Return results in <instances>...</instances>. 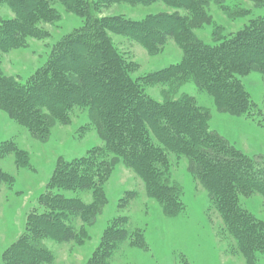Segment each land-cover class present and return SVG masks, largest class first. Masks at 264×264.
Here are the masks:
<instances>
[{"label":"rangeland","instance_id":"rangeland-1","mask_svg":"<svg viewBox=\"0 0 264 264\" xmlns=\"http://www.w3.org/2000/svg\"><path fill=\"white\" fill-rule=\"evenodd\" d=\"M49 2L59 15L58 19L26 26L25 30L35 36L27 35L6 52H0L1 74L17 85L23 86L41 72H46L48 63L60 52L68 51L81 57L74 59L72 67L80 66L84 63L82 60L96 58L89 54L92 47H78L71 40L85 32L92 20L69 12L55 0ZM23 7L21 13L30 10L32 5ZM164 13L178 14L186 23L193 20L190 13L161 3L149 6L110 4L99 13L92 11L90 15L99 20L123 17L140 22ZM204 15L209 22L202 24L203 20L197 19L195 23L199 25L194 24L190 33L205 45H212L218 38L234 36L250 23L264 18V7L258 0H213L204 7ZM14 18L15 14L0 2V19L9 21ZM105 34L111 49L116 51L124 65L129 66V77L144 96L159 103L184 97L192 99L196 106L207 112L210 131L249 160L261 164L258 165L262 171L259 175L264 182V74L259 68L253 66L239 78L254 109L248 116L234 117L219 112L213 98L195 81H190L189 76L173 82L148 83V77L155 78V74L183 61V51L174 40H168L164 46L149 52L128 38L108 31ZM2 38L0 36V44ZM95 63L103 64L101 60ZM92 78L89 76L91 82L94 81ZM64 79L68 85L79 84L74 83L68 74ZM77 92L83 94L81 90ZM67 96L70 95L57 94L55 103L60 106ZM49 97L48 93L38 94L32 103ZM36 107L30 111L31 127L26 125L28 117L25 115L19 120L0 109V174L3 175V181H0V264L10 263L12 247L25 237L26 246L20 248L26 253L31 252V245L43 249L44 254L50 256V261L44 264H95L97 254L106 247L103 244L106 233L117 223V227L121 225L127 232V238L112 245L103 264H247L212 207L209 194L190 173L185 157L165 152V176L170 185L180 190L183 206L177 217H169L149 196L142 179L124 160L115 158L106 150L102 128L96 121L98 116L89 103L62 108L57 110L59 115ZM95 158L97 161L91 167V159ZM83 160L80 170H89L87 176L93 178L96 188L83 191L62 189L66 184L61 185L57 179L68 178L65 171L73 169V163ZM96 166L100 177L95 176L98 174ZM68 185L67 188L73 187ZM98 192L100 195L97 196ZM61 197L89 207V213L82 217L69 215L62 221L75 232L76 240L60 241L54 227H48L46 236L35 239L29 226L36 228V218L48 213L46 205ZM239 203L264 223V198L260 194L244 191L239 195ZM139 243L140 248L137 247ZM256 257L257 264H264V252Z\"/></svg>","mask_w":264,"mask_h":264},{"label":"trees","instance_id":"trees-1","mask_svg":"<svg viewBox=\"0 0 264 264\" xmlns=\"http://www.w3.org/2000/svg\"><path fill=\"white\" fill-rule=\"evenodd\" d=\"M49 1L0 0L15 14L13 20L0 19V36H3L0 52H6L16 41L27 35L35 36L33 32L31 34L25 30L26 26L58 19L59 15L52 10ZM55 1L69 12L92 20L85 32L71 40L78 47H92L89 54L96 58L82 60L84 63H80V66L72 67L74 59L81 57H75L68 51L60 52L48 63L46 72H41L23 86L6 79L0 72V109L17 119L25 115L28 117L26 125L31 127L33 118L30 111H34L36 106L59 115L57 110L68 109L83 102L89 103L91 110H95L98 116L96 121L102 128L106 150L115 158L124 160L142 179L149 196L160 204L169 217H177L183 206L180 202V190L170 185L165 176V152L185 157L190 173L209 194L212 207L235 241L238 252L247 264H257L256 254L264 252V223L242 208L239 195L250 190L264 198V182L260 180L262 171L258 167L261 164L249 160L225 139L210 131L207 112L196 106L192 99L184 97L177 101L166 100L159 103L144 96L129 77V66L124 65L116 51L111 49L105 31L128 38L149 52L164 46L168 40H174L183 51V61L155 74V78L148 77V83L173 82L189 76L190 81H195L213 98L219 112L241 117L248 116L254 106L239 78L253 66L264 74V18L250 23L234 36L220 37L212 45H205L195 39L190 31L194 24L199 25L195 23L197 19L203 20L202 24L209 22L205 19L204 7L213 0ZM157 3L190 13L192 22L186 23L178 14L167 13L150 16L140 22L123 17H104L99 20L97 16L90 15L92 11L99 13L110 4L149 6ZM258 3L264 7V0H258ZM27 4H31L32 8L21 13L20 8L23 10V6ZM162 24L166 26L161 27ZM97 60H101L103 64L96 65ZM65 74L79 84L68 85L64 79ZM89 76L93 77V83ZM50 87L54 88V92ZM80 90L83 94L77 92ZM41 93H48L50 99L32 103L34 96ZM57 94L70 96L61 101L59 106V103H55ZM105 100L106 104L103 103ZM95 160L97 158L91 159V167H94ZM84 162L85 160L73 163V169L65 171L68 178L63 173L64 180L57 179L61 185L66 184L62 189L83 191L96 188L93 178L87 176L89 170H80ZM95 172H98L95 176L100 177L98 166ZM2 176L0 174V181H3ZM68 184L73 187L67 188ZM46 209L47 214L36 218L37 227L29 226L35 239L46 236L48 227H54L60 241L74 242L77 235L62 221L69 215L82 217L89 213V207L61 197L52 200L46 205ZM117 225L118 223L106 233L103 242L106 247L93 260L95 264H103L112 245L127 238V232L121 225ZM31 237L29 236L30 239ZM25 238L12 247L8 264L48 263L50 256L47 253L45 255L43 249L31 245V252L26 253L20 248L21 245L26 246ZM139 244L137 247L140 248L141 243Z\"/></svg>","mask_w":264,"mask_h":264}]
</instances>
